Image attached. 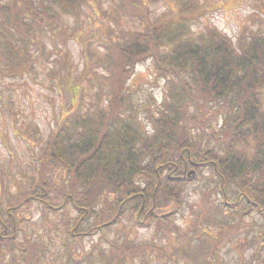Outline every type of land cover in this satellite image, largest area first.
<instances>
[{
    "label": "trees",
    "instance_id": "obj_1",
    "mask_svg": "<svg viewBox=\"0 0 264 264\" xmlns=\"http://www.w3.org/2000/svg\"><path fill=\"white\" fill-rule=\"evenodd\" d=\"M82 1L0 0V74L34 73V52L44 55L38 36L58 31ZM147 1L121 0L125 11L145 16L143 29H120L104 56H86V79L96 74L94 68L104 70L94 100H85L75 86L70 107L36 156L39 177L32 187L42 190H32L24 201L63 208L45 197L58 181L64 202L78 213L67 226L68 236L103 232L126 212L134 225L154 223L170 236L177 230L172 218L183 187L193 179L210 180L223 209L237 219L220 223L215 232L202 228L186 254L188 264H219L220 251L234 234L249 231L251 223L242 220L247 215L262 218L257 239L264 242V31L240 34L235 43L214 27L193 36L188 21L199 13L196 0H176V11L153 21L145 15ZM148 58L164 79L162 99L145 108L150 130L140 120L142 106L128 82L135 64ZM27 136L33 140V134ZM11 205L0 209V264L6 255L15 261L20 228ZM91 218L85 233L78 229V221ZM20 246L22 263L38 264L36 248ZM112 247L98 252L101 264H128V257L139 253L135 246ZM83 256L70 252L68 260L80 264Z\"/></svg>",
    "mask_w": 264,
    "mask_h": 264
},
{
    "label": "rangeland",
    "instance_id": "obj_2",
    "mask_svg": "<svg viewBox=\"0 0 264 264\" xmlns=\"http://www.w3.org/2000/svg\"><path fill=\"white\" fill-rule=\"evenodd\" d=\"M147 3L145 15L151 21L177 8L176 0ZM196 3L200 6L199 13L188 21L193 36L214 27L235 43L240 34L247 37L252 31H264V13L260 11L264 9V0H196ZM121 4V0H83L58 31L38 36L44 55L34 52V73L0 74V209L5 210L9 203L16 205L20 228L16 234L15 261H10L6 255L4 264H23L21 255L24 253L18 250L20 244V248H36L38 264H71L70 252L76 256L83 253L80 264H101L98 252L108 253L112 244L120 251L127 246L136 247L139 253L128 257L130 264H188L186 252L190 253L197 245L202 228L209 226L215 232L222 222L233 223L237 219L235 214L229 215L223 209L218 192L212 190V182H203L201 178L183 187L180 207L172 218L177 230L170 236L158 231L154 223L147 228L134 225L129 212L103 232H87L75 238L68 236L67 226L72 225L78 213L70 202H64L58 181L45 197L52 205L62 204L63 208L53 211L44 209L42 203L24 201L32 190H42L41 185L32 187L39 177L36 156L63 109L70 107L75 86H80L85 100H94L104 70H91L96 74L87 71L86 79V56L89 60L104 56L118 30L144 27L145 16H140L136 9L125 11ZM128 82L134 101L142 106L140 120L145 129L150 130L145 108L152 107L154 100L159 103L162 99L164 79L148 58L135 64ZM27 132L33 134V140L28 138ZM248 145L251 146V142ZM203 171L205 176L207 172ZM242 220L251 223L249 231L234 234L236 236L220 251L219 264H264V242L261 245L257 239L262 218L252 213ZM93 223L94 218L83 219L78 221V229L85 233Z\"/></svg>",
    "mask_w": 264,
    "mask_h": 264
}]
</instances>
